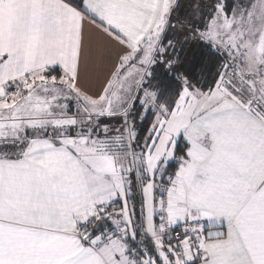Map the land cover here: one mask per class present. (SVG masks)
Here are the masks:
<instances>
[{"label": "snow or ice", "instance_id": "snow-or-ice-1", "mask_svg": "<svg viewBox=\"0 0 264 264\" xmlns=\"http://www.w3.org/2000/svg\"><path fill=\"white\" fill-rule=\"evenodd\" d=\"M0 264H264V0H0Z\"/></svg>", "mask_w": 264, "mask_h": 264}]
</instances>
